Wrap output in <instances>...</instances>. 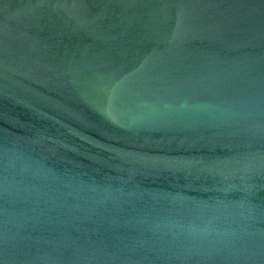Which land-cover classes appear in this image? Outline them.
I'll list each match as a JSON object with an SVG mask.
<instances>
[{
	"label": "water",
	"instance_id": "water-1",
	"mask_svg": "<svg viewBox=\"0 0 264 264\" xmlns=\"http://www.w3.org/2000/svg\"><path fill=\"white\" fill-rule=\"evenodd\" d=\"M0 264H264V0H0Z\"/></svg>",
	"mask_w": 264,
	"mask_h": 264
}]
</instances>
